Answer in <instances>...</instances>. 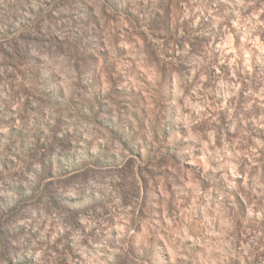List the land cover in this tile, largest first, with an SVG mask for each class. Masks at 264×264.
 I'll return each instance as SVG.
<instances>
[{
    "label": "clouds",
    "instance_id": "9594fccd",
    "mask_svg": "<svg viewBox=\"0 0 264 264\" xmlns=\"http://www.w3.org/2000/svg\"><path fill=\"white\" fill-rule=\"evenodd\" d=\"M0 264H264V0H0Z\"/></svg>",
    "mask_w": 264,
    "mask_h": 264
}]
</instances>
